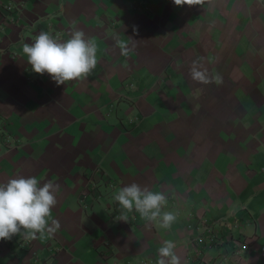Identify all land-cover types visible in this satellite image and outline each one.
I'll return each instance as SVG.
<instances>
[{
    "label": "crops",
    "instance_id": "obj_1",
    "mask_svg": "<svg viewBox=\"0 0 264 264\" xmlns=\"http://www.w3.org/2000/svg\"><path fill=\"white\" fill-rule=\"evenodd\" d=\"M142 1L0 0V182L59 183L61 225L45 241L0 240V264H156L165 239L181 264H264V0ZM73 26L98 64L58 86L22 44ZM197 58L223 83L192 80ZM95 169L113 190L82 206ZM132 182L167 194L169 230L116 218L113 194Z\"/></svg>",
    "mask_w": 264,
    "mask_h": 264
},
{
    "label": "clouds",
    "instance_id": "obj_2",
    "mask_svg": "<svg viewBox=\"0 0 264 264\" xmlns=\"http://www.w3.org/2000/svg\"><path fill=\"white\" fill-rule=\"evenodd\" d=\"M205 2L173 0L176 6H203ZM119 47L123 56L133 51L128 43H120ZM97 51L95 40L76 26L66 40L41 31L31 43L22 44V53L32 71L40 75L47 73L58 86L87 79L98 64ZM189 74L201 84L223 83V77L219 73L210 75L199 58L191 62ZM59 192V183L52 180L41 183L35 176H17L0 182V240H11L13 236L28 241L54 238L61 227L52 215ZM112 199L119 206L116 218L121 221H128L129 213L136 212L146 223H158L161 229L169 230L177 219L173 212L163 210L168 200L165 192L152 191L136 182L120 187ZM176 247L174 241L163 240L157 250L156 264H181Z\"/></svg>",
    "mask_w": 264,
    "mask_h": 264
},
{
    "label": "built area",
    "instance_id": "obj_3",
    "mask_svg": "<svg viewBox=\"0 0 264 264\" xmlns=\"http://www.w3.org/2000/svg\"><path fill=\"white\" fill-rule=\"evenodd\" d=\"M132 1H133V5L136 8H144V3L142 0H132ZM4 133L5 132H2L0 138H2L1 140L4 143H9V142H7V138L5 137ZM94 173H97V175H98L97 178L88 179V181L86 182V185L84 187H82L81 189H79V192L77 194L78 195L77 199L79 200V202L81 203L82 206H90L92 200L94 198H96L97 196L101 195L100 186L107 189V191H109V192H112V190H113V182L109 178L108 175L103 176V171L102 170L98 171V169H95ZM198 239H200V238L198 237ZM1 241H0V243L2 245L4 244L2 242H6L4 240L2 242Z\"/></svg>",
    "mask_w": 264,
    "mask_h": 264
}]
</instances>
